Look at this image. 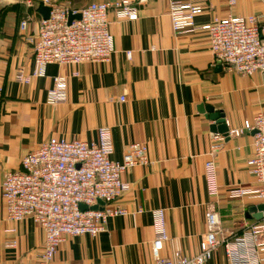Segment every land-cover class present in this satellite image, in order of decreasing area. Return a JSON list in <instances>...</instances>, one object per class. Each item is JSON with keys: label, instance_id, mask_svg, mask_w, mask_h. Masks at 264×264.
<instances>
[{"label": "crops", "instance_id": "0c3cea01", "mask_svg": "<svg viewBox=\"0 0 264 264\" xmlns=\"http://www.w3.org/2000/svg\"><path fill=\"white\" fill-rule=\"evenodd\" d=\"M25 1L1 0L0 5V183L50 136L94 141L99 126L110 128L111 159L120 161L133 142L144 144L149 158L148 164L122 174L130 188L115 205L127 213L109 217L97 235L66 237L52 264H154L151 211L156 208L164 209L168 235L159 256L173 261L177 251L186 257L199 253L209 208L219 215L225 241L261 220L259 200L228 196L234 187L257 186L246 164L252 156V132L227 136L211 126L221 115L227 129L239 128L263 112L264 75L228 71L212 56L205 29L176 33L168 14L171 0H147L138 5L133 20L109 12L115 51L108 61L52 63L43 76H33L32 49L23 35L35 31L42 16ZM200 2L204 8L194 18L197 27L228 14H256L264 23L261 0ZM24 18L28 28L20 31ZM20 68L31 75L28 82L16 80ZM57 75L66 77V100L50 104L46 96ZM214 142L220 144L212 156L218 192L210 196L203 168ZM11 239L17 241L14 248L5 246ZM43 240L42 229L31 218L6 219L0 188V264L36 259ZM204 264H232L223 242Z\"/></svg>", "mask_w": 264, "mask_h": 264}, {"label": "built area", "instance_id": "2783aa9c", "mask_svg": "<svg viewBox=\"0 0 264 264\" xmlns=\"http://www.w3.org/2000/svg\"><path fill=\"white\" fill-rule=\"evenodd\" d=\"M146 1L97 0L75 8L58 5L53 0H26L27 6L37 3L40 7H49L48 17H41L35 31L23 35L32 49V75L43 76L47 65L52 63L108 61L115 51L114 39L108 30L109 12L112 11L116 18L133 20L137 18L138 5ZM261 1L264 4V0ZM235 2L229 0L231 5ZM203 8L200 0H171L168 14L172 30L182 34L197 28L205 29L212 56L223 62L228 71L244 76L264 75V23L259 16L228 14L197 27L194 18ZM77 14L79 18L69 20L70 16ZM28 22V18L22 19L19 30L26 31ZM130 55L126 51L128 58ZM30 78L31 75H24L21 68L16 72L19 82H28ZM119 99L123 100V97ZM65 100L66 77L57 75L53 78V87L47 92L46 101L57 104ZM245 132H252V156L246 164L257 186L234 187L228 190V196L247 195L264 204V111L245 120L242 127L227 129L226 135L239 136ZM219 148V143L211 145L209 159L203 168L206 191L210 196L218 192L212 156ZM112 153L110 128L99 126L94 141L50 136L22 158L19 170L4 175L0 188L6 219L31 218L43 231V245L37 258L19 264H52L59 244L66 237L97 235L105 230L109 217L127 213L124 207L115 205L117 198L130 188L122 174L135 165L149 163L147 147L130 143L120 161L111 159ZM81 205L86 208L81 209ZM260 213L261 220L249 225L233 240L225 241L219 215L209 208L205 212L206 232L199 253L186 257L177 251L173 261L159 256L168 235L164 209H153L151 249L154 264H204L221 242L232 264H261L264 261V208ZM16 244V239L5 242L8 248H14Z\"/></svg>", "mask_w": 264, "mask_h": 264}, {"label": "water", "instance_id": "95a60500", "mask_svg": "<svg viewBox=\"0 0 264 264\" xmlns=\"http://www.w3.org/2000/svg\"><path fill=\"white\" fill-rule=\"evenodd\" d=\"M39 12H40L42 18H47V17H48V13H49V7H48V6H41L40 9H39ZM74 17H75V18H79V14L74 15V16H70V17H69V20H71V19L74 18ZM218 118H221V119L218 120L216 124L212 125L211 128H212V129H213V128L218 129V132L223 133V134L226 135V132H227V126H226V124H225V122H224V118H223V116H221V115H220ZM98 203H99V204H102V201H101V200H98ZM96 206H97V205H95V206H93V207L96 208ZM80 207H81V209H85V208H86V206H84V205H81ZM263 208H264V204H260V205L256 208V210H258V215H257V217L260 218V219H261V213H260V211H261Z\"/></svg>", "mask_w": 264, "mask_h": 264}, {"label": "rangeland", "instance_id": "374dc122", "mask_svg": "<svg viewBox=\"0 0 264 264\" xmlns=\"http://www.w3.org/2000/svg\"><path fill=\"white\" fill-rule=\"evenodd\" d=\"M53 1H55V3L58 5L80 8L85 3L90 2V1H96V0H85L84 3H83L84 0H53ZM0 5H1V0H0Z\"/></svg>", "mask_w": 264, "mask_h": 264}, {"label": "trees", "instance_id": "16d2710c", "mask_svg": "<svg viewBox=\"0 0 264 264\" xmlns=\"http://www.w3.org/2000/svg\"><path fill=\"white\" fill-rule=\"evenodd\" d=\"M34 7H35L36 11H38V12H39V9H40V6H39V4H36V3H34Z\"/></svg>", "mask_w": 264, "mask_h": 264}]
</instances>
